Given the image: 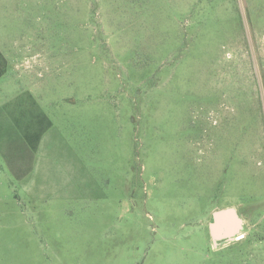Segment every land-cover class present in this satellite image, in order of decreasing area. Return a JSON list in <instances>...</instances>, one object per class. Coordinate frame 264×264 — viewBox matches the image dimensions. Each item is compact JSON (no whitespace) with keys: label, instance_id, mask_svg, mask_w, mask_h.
Segmentation results:
<instances>
[{"label":"rangeland","instance_id":"374dc122","mask_svg":"<svg viewBox=\"0 0 264 264\" xmlns=\"http://www.w3.org/2000/svg\"><path fill=\"white\" fill-rule=\"evenodd\" d=\"M0 48L52 126L0 140V264H264V0H0Z\"/></svg>","mask_w":264,"mask_h":264},{"label":"crops","instance_id":"0c3cea01","mask_svg":"<svg viewBox=\"0 0 264 264\" xmlns=\"http://www.w3.org/2000/svg\"><path fill=\"white\" fill-rule=\"evenodd\" d=\"M0 71L3 70V73L0 75V82L9 72V60L5 52L0 48ZM40 56L38 54H32L29 57L25 58V63L27 65L28 61L31 59H39ZM29 59V60H28ZM20 64H15V70L19 71L18 67ZM35 67V65H29L28 69ZM40 72V70H38ZM21 78V76H20ZM6 89L5 86H0V140L9 134L8 130L12 127L15 123L16 126L19 127V121L26 120V124L24 125V130L26 128H32L29 124L30 121H34V123L44 122L42 115L46 114L45 111L40 106L37 99L30 93L28 90L21 91L20 93L17 92L13 97L4 99L3 90ZM9 96V95H8ZM23 96V97H22ZM9 121V122H8ZM37 125V124H36ZM52 126H50L51 128ZM34 129V128H32ZM23 130V131H24ZM49 131V128L45 130V133ZM41 137V139L43 138ZM28 176V175H27Z\"/></svg>","mask_w":264,"mask_h":264},{"label":"water","instance_id":"95a60500","mask_svg":"<svg viewBox=\"0 0 264 264\" xmlns=\"http://www.w3.org/2000/svg\"><path fill=\"white\" fill-rule=\"evenodd\" d=\"M243 230V219L233 206L216 209L211 214L209 232L214 248L238 239Z\"/></svg>","mask_w":264,"mask_h":264},{"label":"trees","instance_id":"16d2710c","mask_svg":"<svg viewBox=\"0 0 264 264\" xmlns=\"http://www.w3.org/2000/svg\"><path fill=\"white\" fill-rule=\"evenodd\" d=\"M2 73H3V70L0 71V75ZM42 117H43L44 121H46L45 126H43L42 122H38L39 126L36 129L26 128L22 133L24 143L20 144V145L22 146L23 153H24L27 160L29 157L30 158L32 157L31 151H34L36 149L44 129L51 125V121L49 119H47L46 115L43 114ZM18 146L19 145H13L12 148H17ZM27 172H28V170H24V171L19 172V173L15 172V175L18 177H22Z\"/></svg>","mask_w":264,"mask_h":264},{"label":"built area","instance_id":"2783aa9c","mask_svg":"<svg viewBox=\"0 0 264 264\" xmlns=\"http://www.w3.org/2000/svg\"><path fill=\"white\" fill-rule=\"evenodd\" d=\"M239 238V237H238Z\"/></svg>","mask_w":264,"mask_h":264}]
</instances>
